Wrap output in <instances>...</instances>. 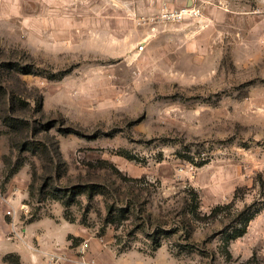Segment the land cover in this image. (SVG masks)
Returning a JSON list of instances; mask_svg holds the SVG:
<instances>
[{"label":"rangeland","instance_id":"obj_1","mask_svg":"<svg viewBox=\"0 0 264 264\" xmlns=\"http://www.w3.org/2000/svg\"><path fill=\"white\" fill-rule=\"evenodd\" d=\"M14 103L0 264H264V0H0Z\"/></svg>","mask_w":264,"mask_h":264},{"label":"trees","instance_id":"obj_2","mask_svg":"<svg viewBox=\"0 0 264 264\" xmlns=\"http://www.w3.org/2000/svg\"><path fill=\"white\" fill-rule=\"evenodd\" d=\"M10 97V96H9ZM12 101H14L12 99ZM16 104H12V106L9 104L7 105L6 109H5V113L2 111L0 113V118L3 120V122L8 125L11 126V124H13L14 121H20L22 124H25L26 121L23 120V118L21 117V115H16ZM198 211V204H194L191 206V208L189 209L188 213H191L193 215L196 214V212ZM251 220V217H248L245 219V227L244 229L236 234H234L231 238L230 241H232L233 239H236L240 236H242L245 231H246V227L249 224V221ZM11 257H14V259H12ZM6 261H9L11 264H20L21 263V257L18 254H14V253H8L6 256Z\"/></svg>","mask_w":264,"mask_h":264},{"label":"built area","instance_id":"obj_3","mask_svg":"<svg viewBox=\"0 0 264 264\" xmlns=\"http://www.w3.org/2000/svg\"><path fill=\"white\" fill-rule=\"evenodd\" d=\"M193 12H195V10L192 9L191 7H185L182 9L173 10L169 12L168 15L171 17L181 18V17H185L186 15H190Z\"/></svg>","mask_w":264,"mask_h":264},{"label":"crops","instance_id":"obj_4","mask_svg":"<svg viewBox=\"0 0 264 264\" xmlns=\"http://www.w3.org/2000/svg\"><path fill=\"white\" fill-rule=\"evenodd\" d=\"M22 254V253H21ZM23 256V255H22ZM23 258H24V256H23Z\"/></svg>","mask_w":264,"mask_h":264}]
</instances>
